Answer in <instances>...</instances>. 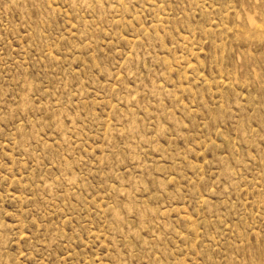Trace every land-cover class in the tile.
Returning a JSON list of instances; mask_svg holds the SVG:
<instances>
[{
  "label": "rangeland",
  "instance_id": "374dc122",
  "mask_svg": "<svg viewBox=\"0 0 264 264\" xmlns=\"http://www.w3.org/2000/svg\"><path fill=\"white\" fill-rule=\"evenodd\" d=\"M0 264H264V0H0Z\"/></svg>",
  "mask_w": 264,
  "mask_h": 264
}]
</instances>
